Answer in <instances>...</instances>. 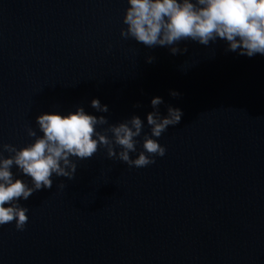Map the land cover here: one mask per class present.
Segmentation results:
<instances>
[{
	"label": "water",
	"instance_id": "water-1",
	"mask_svg": "<svg viewBox=\"0 0 264 264\" xmlns=\"http://www.w3.org/2000/svg\"><path fill=\"white\" fill-rule=\"evenodd\" d=\"M127 6L0 0V146L30 143L28 127L42 135V112L82 106L109 124L135 114L150 133L153 97L162 115L183 111L157 138L166 152L155 163L129 166L99 147L73 179L53 176L21 200L28 221L0 226V264H264V55L219 39L149 49L121 37Z\"/></svg>",
	"mask_w": 264,
	"mask_h": 264
},
{
	"label": "clouds",
	"instance_id": "clouds-1",
	"mask_svg": "<svg viewBox=\"0 0 264 264\" xmlns=\"http://www.w3.org/2000/svg\"><path fill=\"white\" fill-rule=\"evenodd\" d=\"M122 17L126 27L121 28L123 38H131L152 49L167 48L170 54H183L182 42H195L203 46L218 39L226 44V51L237 52L249 58L264 55V0H126ZM153 57H147L151 63ZM169 94L178 97L179 92ZM163 98L150 101L152 111L146 113L149 132H143L145 121L138 115L109 124L108 119L85 111L75 110L42 112L35 124L42 135L26 128L27 136L34 138L25 146L13 144L0 146V226L15 220V229L23 231L28 221V208L21 200L41 189H51L52 177L73 179L77 160L91 158L103 147L108 158L118 159L138 168L155 163V157H163L166 149L158 139L169 126L180 123L183 111L167 106L161 114L159 105ZM90 107L99 113H107L108 106L98 98L90 101ZM107 125L98 130V126ZM143 132V135H142ZM140 138L139 140L137 138ZM140 144V148L137 145ZM4 153L8 155L5 156ZM130 153L136 157L130 158ZM26 179L19 178L12 171ZM30 181V183L28 182ZM63 189L64 184L60 183Z\"/></svg>",
	"mask_w": 264,
	"mask_h": 264
}]
</instances>
